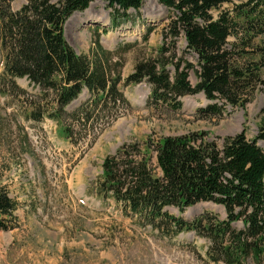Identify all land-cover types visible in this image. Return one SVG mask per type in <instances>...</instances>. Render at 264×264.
Instances as JSON below:
<instances>
[{
    "label": "trees",
    "instance_id": "1",
    "mask_svg": "<svg viewBox=\"0 0 264 264\" xmlns=\"http://www.w3.org/2000/svg\"><path fill=\"white\" fill-rule=\"evenodd\" d=\"M19 1L22 6L14 9ZM96 1L112 9L115 19L128 21V13L140 11L145 0H0V94L9 96L29 121H55L78 146L97 134V126L106 130L127 112L122 85L148 84L151 107L171 111L181 109L183 98L203 94L211 103L202 111L207 118L246 110L264 92V45L259 42L264 0H157L169 11L162 43L139 59L126 79L122 59L114 61L100 46L92 58L79 55L66 40L68 20ZM19 80L34 93L21 88ZM84 93L87 99L69 111ZM260 142L264 124L253 140L240 134L221 147L198 135L166 137L143 148L127 144L105 159L92 191L104 202L114 201L123 218L157 239L192 233L206 241L208 263L264 264ZM200 204L224 212L207 209L191 220L182 217ZM18 205L0 190V232L18 226Z\"/></svg>",
    "mask_w": 264,
    "mask_h": 264
},
{
    "label": "rangeland",
    "instance_id": "2",
    "mask_svg": "<svg viewBox=\"0 0 264 264\" xmlns=\"http://www.w3.org/2000/svg\"><path fill=\"white\" fill-rule=\"evenodd\" d=\"M128 15V21L115 19L112 9L96 1L68 20L66 40L79 55L92 58L100 46L114 61L122 59L121 76L126 79L139 59L160 47L169 11L157 0H145L140 11ZM259 42L264 45V37ZM191 81L195 84L196 78ZM18 85L34 93L25 80ZM121 90L129 102L127 112L117 120L114 113L110 127L102 131L97 126V134L78 146L55 121H29L9 96L0 94V190L23 205L17 231L0 232V264H212L206 261V241L192 233L172 241L157 239L123 218L114 201L94 196L92 186L102 176L105 159L127 144L143 148L166 137L192 135L205 136L219 147L240 134L253 140L264 124V92L259 91L246 110L229 109L222 117L207 118L202 111L211 103L203 94L183 98L181 109L171 111L151 107L146 83L122 85ZM87 96L82 94L69 111ZM86 136L88 132H82V138ZM259 146L264 148V143ZM150 155L156 166L155 155ZM27 207L40 212L28 214ZM207 209L222 212L197 205L181 215L191 220Z\"/></svg>",
    "mask_w": 264,
    "mask_h": 264
},
{
    "label": "crops",
    "instance_id": "3",
    "mask_svg": "<svg viewBox=\"0 0 264 264\" xmlns=\"http://www.w3.org/2000/svg\"><path fill=\"white\" fill-rule=\"evenodd\" d=\"M11 196V195H10ZM18 209H17V211L15 212V216H16V218H17V221H18V226L14 229V230H12V231H9V232H15V231H17V229H18V227H19V225H20V217H19V214H20V212H21V210L23 209V205H21L20 203H19V201H18ZM27 209V213L29 214V213H32L33 211L35 212V211H38V212H40V210H38V209H36V208H26ZM25 221L26 222H28V220L27 219H25ZM45 253V252H44ZM44 255V254H43Z\"/></svg>",
    "mask_w": 264,
    "mask_h": 264
},
{
    "label": "water",
    "instance_id": "4",
    "mask_svg": "<svg viewBox=\"0 0 264 264\" xmlns=\"http://www.w3.org/2000/svg\"><path fill=\"white\" fill-rule=\"evenodd\" d=\"M199 206H204L206 208L212 207V208L220 209V210H222V212H224V209L222 207H217V206L212 205V204H200Z\"/></svg>",
    "mask_w": 264,
    "mask_h": 264
},
{
    "label": "bare ground",
    "instance_id": "5",
    "mask_svg": "<svg viewBox=\"0 0 264 264\" xmlns=\"http://www.w3.org/2000/svg\"><path fill=\"white\" fill-rule=\"evenodd\" d=\"M70 24H72V21H71V23L69 22V24H68V25H70Z\"/></svg>",
    "mask_w": 264,
    "mask_h": 264
}]
</instances>
